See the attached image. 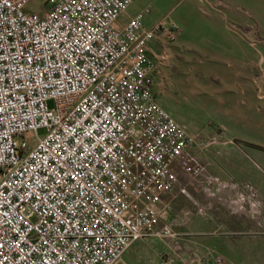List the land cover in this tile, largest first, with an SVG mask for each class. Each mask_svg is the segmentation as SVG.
Wrapping results in <instances>:
<instances>
[{
  "label": "built area",
  "instance_id": "built-area-1",
  "mask_svg": "<svg viewBox=\"0 0 264 264\" xmlns=\"http://www.w3.org/2000/svg\"><path fill=\"white\" fill-rule=\"evenodd\" d=\"M136 1L44 0L43 14L0 0V264H121L138 241L175 238L165 196L181 173L220 183L155 94L149 46L182 29H147L150 9L120 25ZM211 259L226 263L182 262Z\"/></svg>",
  "mask_w": 264,
  "mask_h": 264
},
{
  "label": "rangeland",
  "instance_id": "rangeland-1",
  "mask_svg": "<svg viewBox=\"0 0 264 264\" xmlns=\"http://www.w3.org/2000/svg\"><path fill=\"white\" fill-rule=\"evenodd\" d=\"M43 1L36 0L31 9L40 11ZM207 2L210 1L137 0L129 12L134 15L140 9L151 5V16L145 19L147 29H151L160 21L171 17L170 19L180 25L187 22L191 30L189 33L196 36V30L200 31L204 22L196 20L194 11L203 13V11L211 10L221 15ZM223 4L225 5L224 2ZM232 4L233 7L241 6L243 9L255 6L253 0H233ZM41 12L45 14L46 8H43ZM248 21L254 22L249 19ZM121 22H126L125 16L121 18ZM197 23H199L200 29L197 28ZM256 23L260 25L245 23L241 27L234 28L237 37L249 41L253 49L260 54L257 63L249 64V67L254 70V78L235 80V84L245 85L244 89L250 88L246 95L238 93V96L242 97L239 104L231 102L237 92L231 90L232 80L228 77L229 73L224 69L225 67H222L223 71H219V64L214 65L208 60L199 62L189 60L187 52L177 54L170 62L172 59L169 60L171 53L169 46L173 43L166 42L162 37L156 39L149 46V53L156 62L157 71L160 72L155 75L159 101L176 121L196 136L202 147V149L197 148L194 151L199 165L206 166V163L210 162L211 165H208L215 167V164H219L225 151L223 145L218 141L227 137L235 138V141L240 144L246 143V140H264V46H261L264 41V21ZM183 38L185 39V37ZM249 67L243 69L251 71ZM162 69L165 70V75L168 74L164 81L158 79ZM239 70L244 71L241 66L237 71ZM193 82L200 85L201 89L198 90L201 92L199 94H192L190 89ZM215 85L220 93L211 94V89ZM222 86L223 89H220ZM248 97L250 98L249 102H247ZM50 106H52L51 103ZM44 133L45 130H39L40 135H44ZM180 177L179 190L168 198L170 210L167 218L173 222L175 238H150L136 242L123 256L121 264H127L125 257H128L129 260L132 258L134 261L135 248L138 246L145 249V258H139L137 264H166L167 259L172 257L177 259L175 264H183L182 260L190 261L194 256H200L204 260L206 242L210 239L211 234L219 235L221 233L220 220L226 218L230 212L234 214L236 207L230 205V200L225 192L217 191L210 195L211 193L203 188L199 192H194L188 187V179ZM254 194L256 195L255 192ZM259 210L261 212L259 216H264L261 207ZM248 211L246 207L244 214H248Z\"/></svg>",
  "mask_w": 264,
  "mask_h": 264
},
{
  "label": "crops",
  "instance_id": "crops-1",
  "mask_svg": "<svg viewBox=\"0 0 264 264\" xmlns=\"http://www.w3.org/2000/svg\"><path fill=\"white\" fill-rule=\"evenodd\" d=\"M208 1L210 2H207V4L216 8L221 15L211 10L203 11V13L194 11L196 20L204 22L202 29L198 26L199 23H197V28L200 31L196 30L195 36L189 33L191 30L187 22L184 25L179 24L182 34L175 41L176 43L170 42L173 44L169 46L171 52L169 60L172 59L170 61L172 62L177 54L187 52L189 60L195 62L208 60L214 65L219 64V71H223L222 67H225L224 69L229 73L228 77L232 80V84L230 85L231 90L237 92L236 96L231 99V102L239 104L242 97L238 96V93L246 95L249 93L250 88L244 89L245 85L235 84V80L254 78V70L249 67V64L257 63L260 54L253 49L249 41L239 39L236 35L237 33L234 32V28L236 29L237 26L241 27L245 23L247 25H260L256 22L264 21V0H253L255 6H249L244 9L241 6L233 7L234 5H231V1L233 0ZM151 8V5H148L134 15H131L128 11L122 17L125 16L127 22L143 10L150 9V14L146 17L149 18L152 13ZM245 17L254 22L248 21ZM119 23L120 25L124 24L121 22V19ZM162 39L166 42L168 41L165 36ZM262 42L261 46H264V41ZM240 66L242 70L249 67L251 71H237L240 69ZM246 72L248 73L246 74ZM156 73L160 72L156 70ZM167 76L168 74L165 75V70L162 69L161 76L158 79L164 81ZM191 84L190 90L192 94H199L201 92L198 90L199 88L201 89L200 85L197 82ZM213 87L211 94L220 93L216 85ZM154 89L160 103L156 81ZM220 89H223V86ZM243 99L245 101V98ZM249 101L250 98L248 97L247 102ZM227 102H229L228 99ZM218 142L223 145V150L225 151L223 153L224 156L221 157V162L215 164V167L209 166L208 164L211 165L210 162L206 163L207 167L202 164L201 166L205 169L204 173L206 176L215 178L220 183L215 184L210 189H206L203 186V179H194L190 175L180 174V176L188 179V187L193 189L194 192H199L202 188L210 192V195H212V192H225L227 198L230 200V205L236 207L234 214L230 212L226 218L220 220L221 233L219 235L211 234L210 239L206 242L204 260L210 253L222 256L225 259V264H264V216H259L261 215L259 207L264 211V140H246V143L240 144L235 141V138L227 137ZM197 148L202 149L199 142L191 151L195 161L198 163V159L194 155V151ZM180 184L181 182H179L177 189L173 193L165 196L166 204H170L168 198L179 190ZM246 207L249 210L248 214H244L246 213L244 212L246 211ZM166 223L173 226V222L168 218ZM144 250L142 247H136L134 261L132 258L129 260L128 257H125L126 263L137 264L136 262L139 258H145ZM203 264H216V262L214 259H211L204 261Z\"/></svg>",
  "mask_w": 264,
  "mask_h": 264
}]
</instances>
